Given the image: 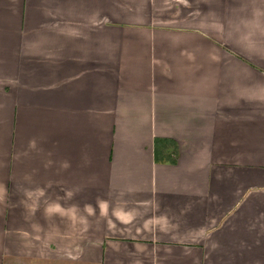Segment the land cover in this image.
<instances>
[{"label":"crops","instance_id":"0c3cea01","mask_svg":"<svg viewBox=\"0 0 264 264\" xmlns=\"http://www.w3.org/2000/svg\"><path fill=\"white\" fill-rule=\"evenodd\" d=\"M0 264H264V0H0Z\"/></svg>","mask_w":264,"mask_h":264},{"label":"trees","instance_id":"16d2710c","mask_svg":"<svg viewBox=\"0 0 264 264\" xmlns=\"http://www.w3.org/2000/svg\"><path fill=\"white\" fill-rule=\"evenodd\" d=\"M167 143L170 144L171 141L167 139L155 138L153 141V159L155 162H165V163H174L175 159L171 156L164 154L162 151L163 145Z\"/></svg>","mask_w":264,"mask_h":264}]
</instances>
